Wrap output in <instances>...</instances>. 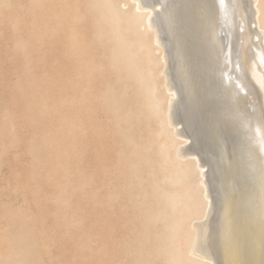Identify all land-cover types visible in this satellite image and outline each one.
Segmentation results:
<instances>
[{"label": "bare ground", "instance_id": "bare-ground-1", "mask_svg": "<svg viewBox=\"0 0 264 264\" xmlns=\"http://www.w3.org/2000/svg\"><path fill=\"white\" fill-rule=\"evenodd\" d=\"M30 3L37 41L61 39L74 61L82 114L95 103L119 139L114 178L145 220L133 264H153L141 245L158 221L152 249L165 264H264L263 0ZM142 117L164 138L157 165L151 121L148 136L134 134Z\"/></svg>", "mask_w": 264, "mask_h": 264}, {"label": "rangeland", "instance_id": "rangeland-1", "mask_svg": "<svg viewBox=\"0 0 264 264\" xmlns=\"http://www.w3.org/2000/svg\"><path fill=\"white\" fill-rule=\"evenodd\" d=\"M34 34L30 0H0V264H133L145 220L114 178L119 139L95 103L82 114L85 103L73 87L74 61L63 41L39 42ZM69 119L76 127L73 137ZM149 121L157 165L154 150L164 140L156 137L159 122L139 118L134 134L148 136ZM191 145L192 140L186 148ZM112 191L119 192L110 199ZM162 226L152 224L141 245L153 264H165L152 249L161 242L156 232Z\"/></svg>", "mask_w": 264, "mask_h": 264}]
</instances>
